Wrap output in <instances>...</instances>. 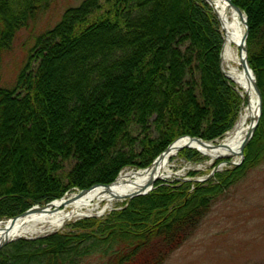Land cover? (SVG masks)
<instances>
[{
  "label": "trees",
  "instance_id": "obj_1",
  "mask_svg": "<svg viewBox=\"0 0 264 264\" xmlns=\"http://www.w3.org/2000/svg\"><path fill=\"white\" fill-rule=\"evenodd\" d=\"M51 1L0 0V72L17 32ZM231 1L247 18L248 62L262 97L243 163L192 190L190 183L158 186L102 219L9 244L0 264H77L91 254L109 264H162L217 198L264 160V38L255 46L264 0ZM219 45L202 0H82L66 9L34 39L14 85L0 81V220L72 187L107 184L122 169L145 168L179 137L221 139L242 99L219 73ZM182 152L187 160L198 155ZM15 154L25 161L11 170L4 161ZM28 162L38 170L32 187L23 181Z\"/></svg>",
  "mask_w": 264,
  "mask_h": 264
},
{
  "label": "bare ground",
  "instance_id": "obj_2",
  "mask_svg": "<svg viewBox=\"0 0 264 264\" xmlns=\"http://www.w3.org/2000/svg\"><path fill=\"white\" fill-rule=\"evenodd\" d=\"M202 1L209 8L220 37L218 52L219 73L242 99L241 110L234 127L226 132L221 139H215L213 141H206L191 136H182V138H177L171 142L145 168H134L129 171H124L125 168L120 170L114 180L107 184L97 183L83 189L72 187L60 198L29 206L22 213L14 216V220L12 218L11 220L0 223V250L9 244L19 241L40 240L44 236L60 230L68 223L76 222L77 220L102 219L112 211L124 209L133 199L150 194L158 186L186 183V180L180 179L181 172L174 174L170 170V160L184 150H191L207 158L206 165L212 166L210 176L208 175V181L216 173H222L226 170L239 167V165L237 167L233 165L238 164L242 157L244 159V151L242 156L240 150L246 139H248L252 126L257 124V129L262 119V97L261 94L260 97L258 96L255 89V75L251 73L252 70L250 71L242 64L246 56L242 46V40L246 32L247 18L244 12L235 6L231 0ZM51 3L48 9L39 14L34 21L40 15L49 11ZM245 18L246 24L244 22ZM248 32L247 25V38ZM247 38L244 46L246 49ZM256 87L259 90L257 83ZM258 92L260 93V91ZM17 160L19 162L21 160L19 155H17L15 161ZM23 160L25 161L22 158L21 161ZM214 170L215 172L211 176ZM205 178L195 179L194 181H201ZM55 181L53 180L54 183H56ZM187 183L191 184L192 190L194 184H202L205 182L189 181ZM69 192L72 193L67 195ZM135 193L147 194L130 198ZM119 204H121L120 207L114 208ZM107 212L109 213L104 215ZM23 213L25 214L22 215Z\"/></svg>",
  "mask_w": 264,
  "mask_h": 264
},
{
  "label": "rangeland",
  "instance_id": "obj_3",
  "mask_svg": "<svg viewBox=\"0 0 264 264\" xmlns=\"http://www.w3.org/2000/svg\"><path fill=\"white\" fill-rule=\"evenodd\" d=\"M81 1L53 0L47 13L40 15L28 27L17 32L11 49L2 59L1 84L4 87L9 88L14 85L28 50L34 44V39L42 32L51 29L60 20L65 9L76 7ZM263 38L264 33L257 37L256 50L259 44H263ZM22 146L27 148V145ZM29 150L31 147L26 150L27 154ZM17 155L19 154L8 160L5 159V166L15 170L12 167ZM185 156L186 154L180 152L170 160V170L174 174L181 172L180 179L186 180L187 183L210 175L212 166L206 165V157L199 154L191 156L192 160H187L190 155ZM68 168V164H65V169ZM22 170L20 172H23V181L32 187L34 179L38 177L36 164L29 163V167ZM129 170L132 168L124 171ZM191 172L195 173L190 175ZM2 190L5 191L0 187V193ZM120 206L121 204L114 208ZM7 219L0 220V223ZM74 223H68L57 232L69 231ZM77 264H109V262L106 258L91 254L81 258ZM162 264H264V160L252 169L246 170L242 179L217 198L209 213L176 249L169 252Z\"/></svg>",
  "mask_w": 264,
  "mask_h": 264
},
{
  "label": "water",
  "instance_id": "obj_4",
  "mask_svg": "<svg viewBox=\"0 0 264 264\" xmlns=\"http://www.w3.org/2000/svg\"><path fill=\"white\" fill-rule=\"evenodd\" d=\"M236 10H238L237 8H236ZM244 22H245V24H246V18L244 19ZM246 38H247V25H246V32H245V35H244V38H243V40H242V46H243V49H244V52L246 53V56H245V61L242 63L243 64V66L245 67V68H248L250 71H251V69H250V67H249V64H248V59H247V52H246V48H244V46H245V42H246ZM251 73H253L252 71H251ZM255 89H256V91H257V94H258V96L260 97V93L258 92L259 90L257 89V87H256V82H255ZM260 108H261V100H260ZM260 112H261V110H260ZM256 126H257V124H254L253 126H252V128H251V132H250V134H249V136H248V139H246V141L244 142V144H243V146H242V148H241V150H240V154L243 156V151H244V149H245V147L248 145V143H249V141L251 140V138H252V136H253V134H254V131H255V129H256ZM182 138V137H181ZM242 161H243V157H242V159H241V161L238 163V164H235V165H233L234 167H237L238 165H240L241 163H242ZM216 170V169H215ZM215 170L211 173V176L213 175V173L215 172ZM210 176V175H209ZM209 176H208V178H209ZM208 178H206V179H208ZM206 179H203V180H201V181H195V182H203V181H205ZM147 193H135L134 194V196H131L130 198H135L136 196H144V195H146ZM26 213V212H25ZM25 213H23L22 215H24ZM21 215V216H22ZM12 218H10L9 220H11ZM12 220H14V217H13V219ZM5 245H6V243H5Z\"/></svg>",
  "mask_w": 264,
  "mask_h": 264
}]
</instances>
